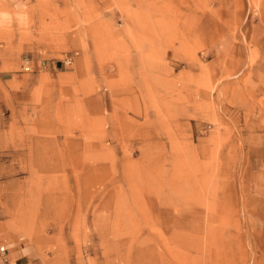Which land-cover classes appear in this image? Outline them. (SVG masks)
Masks as SVG:
<instances>
[{"label":"rangeland","instance_id":"obj_1","mask_svg":"<svg viewBox=\"0 0 264 264\" xmlns=\"http://www.w3.org/2000/svg\"><path fill=\"white\" fill-rule=\"evenodd\" d=\"M0 246L264 264V0H0Z\"/></svg>","mask_w":264,"mask_h":264},{"label":"crops","instance_id":"obj_2","mask_svg":"<svg viewBox=\"0 0 264 264\" xmlns=\"http://www.w3.org/2000/svg\"><path fill=\"white\" fill-rule=\"evenodd\" d=\"M19 1H21V0H16V3H19ZM14 9H17V7L16 6H14L13 7ZM19 153V152H18ZM83 163V164H82ZM89 163V162H88ZM86 164V163H84V162H81V164H78V165H76L77 167H82V168H84V167H86V166H92V167H96V168H98V167H100V164L98 163H94V162H90L89 164ZM91 163H93V164H91ZM61 166L62 167H66V166H68L69 167V162L67 163V164H61ZM67 168V167H66ZM23 239V238H22ZM22 239H19V241L21 242V241H23ZM17 244H18V242H17ZM5 247V246H4ZM2 255L3 254H5L6 253V247H5V251L4 252H0ZM11 258L13 257V259L17 262V264H18V262H20V261H23V259L26 257V256H24V255H18L17 253L16 254H14V255H12V256H10Z\"/></svg>","mask_w":264,"mask_h":264},{"label":"built area","instance_id":"obj_3","mask_svg":"<svg viewBox=\"0 0 264 264\" xmlns=\"http://www.w3.org/2000/svg\"><path fill=\"white\" fill-rule=\"evenodd\" d=\"M5 251V247L4 246H0V252H4Z\"/></svg>","mask_w":264,"mask_h":264}]
</instances>
